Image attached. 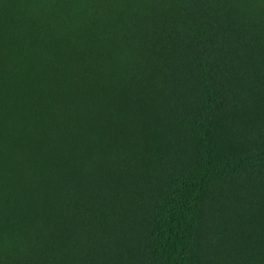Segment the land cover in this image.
Here are the masks:
<instances>
[{
	"label": "trees",
	"instance_id": "16d2710c",
	"mask_svg": "<svg viewBox=\"0 0 264 264\" xmlns=\"http://www.w3.org/2000/svg\"><path fill=\"white\" fill-rule=\"evenodd\" d=\"M0 264H264V0H0Z\"/></svg>",
	"mask_w": 264,
	"mask_h": 264
}]
</instances>
